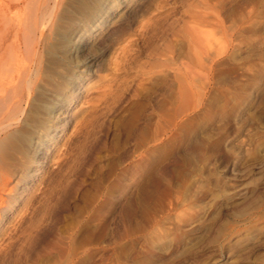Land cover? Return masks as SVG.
<instances>
[{
	"label": "rangeland",
	"instance_id": "1",
	"mask_svg": "<svg viewBox=\"0 0 264 264\" xmlns=\"http://www.w3.org/2000/svg\"><path fill=\"white\" fill-rule=\"evenodd\" d=\"M39 52L0 264H264V0H63Z\"/></svg>",
	"mask_w": 264,
	"mask_h": 264
},
{
	"label": "bare ground",
	"instance_id": "2",
	"mask_svg": "<svg viewBox=\"0 0 264 264\" xmlns=\"http://www.w3.org/2000/svg\"><path fill=\"white\" fill-rule=\"evenodd\" d=\"M50 1L53 2L51 6ZM62 1L0 0L1 129L6 130L7 126H11L10 119L20 110L26 95L29 96L34 90L33 76L39 72L42 63L39 50L51 34L56 10ZM25 51H28L26 55L33 61L29 66L25 62H28V58L25 60L23 55ZM96 58H90L89 62ZM33 66H36L35 69H32Z\"/></svg>",
	"mask_w": 264,
	"mask_h": 264
}]
</instances>
